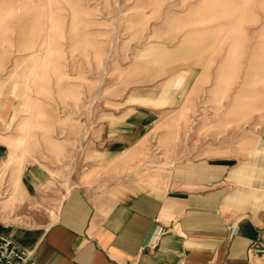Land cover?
<instances>
[{"label": "rangeland", "instance_id": "rangeland-1", "mask_svg": "<svg viewBox=\"0 0 264 264\" xmlns=\"http://www.w3.org/2000/svg\"><path fill=\"white\" fill-rule=\"evenodd\" d=\"M141 106L156 115L133 156L148 185L206 148L251 149L264 129V0H0V229L55 222L97 127ZM33 164L57 178V197L54 181L29 202Z\"/></svg>", "mask_w": 264, "mask_h": 264}, {"label": "crops", "instance_id": "crops-1", "mask_svg": "<svg viewBox=\"0 0 264 264\" xmlns=\"http://www.w3.org/2000/svg\"><path fill=\"white\" fill-rule=\"evenodd\" d=\"M179 81L185 78L178 75L174 87ZM155 116L151 107H135L98 126L91 159L60 200L55 222L0 231L34 251L38 264H264V129L258 138L249 134L256 143L246 153L231 146L208 155L223 148H206L148 185L133 171V156ZM21 178L30 203L47 197L54 181L58 195L59 181L41 165H27Z\"/></svg>", "mask_w": 264, "mask_h": 264}, {"label": "built area", "instance_id": "built-area-1", "mask_svg": "<svg viewBox=\"0 0 264 264\" xmlns=\"http://www.w3.org/2000/svg\"><path fill=\"white\" fill-rule=\"evenodd\" d=\"M0 264H38L35 252L19 248L12 237L0 231Z\"/></svg>", "mask_w": 264, "mask_h": 264}]
</instances>
